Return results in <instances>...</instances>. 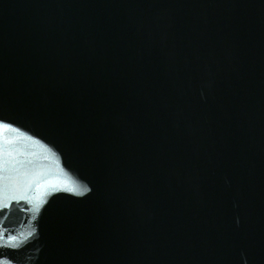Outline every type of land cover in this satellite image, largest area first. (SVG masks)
I'll list each match as a JSON object with an SVG mask.
<instances>
[{
	"label": "water",
	"instance_id": "95a60500",
	"mask_svg": "<svg viewBox=\"0 0 264 264\" xmlns=\"http://www.w3.org/2000/svg\"><path fill=\"white\" fill-rule=\"evenodd\" d=\"M0 264H264V0H0Z\"/></svg>",
	"mask_w": 264,
	"mask_h": 264
}]
</instances>
